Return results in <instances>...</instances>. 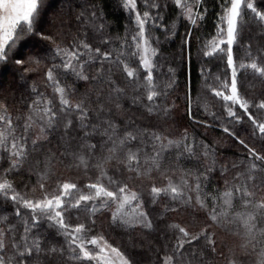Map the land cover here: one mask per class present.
<instances>
[{"label":"snow or ice","instance_id":"snow-or-ice-1","mask_svg":"<svg viewBox=\"0 0 264 264\" xmlns=\"http://www.w3.org/2000/svg\"><path fill=\"white\" fill-rule=\"evenodd\" d=\"M73 3L56 0L52 10L53 0H0V66L11 63L21 81L31 74H42L45 89H51L48 95L33 82L30 96L34 94V98L27 104V112L15 117L0 101V207L10 203L14 217L20 221L13 224L7 214H0V264H44L42 257L49 261L58 257L55 264H137L103 231H97V214L110 212L113 228L154 230L145 207L165 197L177 204L166 206V211L176 212L179 207L203 211L204 226L192 232L179 223H166V242L156 250L157 264H221L218 258L226 264H264V118L258 119L251 111L255 107L264 112V99L256 102L246 98L237 79L240 70L248 69L264 78V46L253 52L251 43H240L244 18L249 13L251 21L264 29V2L258 7L255 0H218L216 35L203 48L206 57L226 55L231 70L230 80L218 75L210 84L205 78V89L223 102L221 114H208L226 120L222 131L246 150L239 163L231 164L235 170L231 179L227 178L229 165L220 164L222 189L210 188L219 163L214 144L197 141L187 129L179 138L170 139L148 127H139L133 120L122 127L113 119L128 94L127 88L113 79L114 69L133 85V104H143L149 115L170 112L169 107L159 103L167 92L156 83L158 50L153 41L158 37H153L148 27L161 26L156 20L163 19L167 0L163 4L160 0H145L143 12L138 10L137 0H122V7L133 16L134 28L126 26L125 35L117 38L119 46L111 49L107 48L113 43L111 39L100 41L105 47L91 42L93 35L102 34L106 27L98 0H84L79 5L74 32L69 25ZM171 3L179 10L177 18L193 27H198L207 15L205 0ZM164 27L175 34L174 24ZM29 37L37 39L41 47L26 58L11 55L18 41ZM190 38L191 32L186 33L184 43ZM237 45L245 49L242 60L234 56ZM93 68L95 73L90 74ZM77 81L94 82L93 89L78 94ZM173 83L169 81L166 87ZM245 117L251 123V137L260 140L259 149L235 131V125L242 124ZM57 131L65 150L59 155L51 149L43 151L50 133ZM97 136L100 139L93 143ZM172 149L176 150L174 154ZM40 155L42 160L36 158ZM69 157V167L82 169L85 176L95 172V178L88 176L87 183L54 180L56 165ZM185 158L202 162V166L182 168L180 161ZM110 166L115 169L111 174ZM25 171L37 179L34 185L24 184L20 191L15 177ZM157 173L166 183L157 185ZM137 180L150 182L147 199L140 186L134 190L132 182ZM50 181L54 187L49 186ZM81 212L85 214L83 220ZM43 222L55 229V236L62 237V241L53 236L50 242L48 236L36 234ZM217 228L240 238L239 255L229 248V256L225 257L221 248L226 245L217 241Z\"/></svg>","mask_w":264,"mask_h":264},{"label":"trees","instance_id":"trees-1","mask_svg":"<svg viewBox=\"0 0 264 264\" xmlns=\"http://www.w3.org/2000/svg\"><path fill=\"white\" fill-rule=\"evenodd\" d=\"M84 0H74L73 11L69 13V25L74 32L76 30L77 21L75 20L76 12L79 11V5ZM100 3L103 15L105 17V30L102 34H94L91 42L94 45H100L102 39H111L112 44L107 48L119 46L118 37L125 35L126 26L129 29L134 28V19L132 14L127 9L122 7V0H98ZM161 4L165 0H160ZM258 7L264 0H255ZM167 7L163 8L161 15L163 19L157 18L156 23L160 27H152L149 24V31L153 37H158V41H153V46L157 48L158 55L155 58L157 68L154 72L156 83L159 88L167 92L166 97H161L159 103L162 106L170 108L168 115L162 112L153 113L149 115L143 104H133L132 88L133 85L127 82L124 75L117 69H114L113 79H116L122 86L127 88V96L121 100L122 109L115 112L113 119L123 125L129 120L136 122L141 128L148 127L154 131L167 135L170 139L179 138L185 129L188 130L190 137L195 136L197 141L214 144L217 152V171L212 174L211 187L223 188V178L220 176V164L229 165L227 178L231 179L235 170L231 169L233 162L239 163L244 158L246 150L238 141L229 137L222 131V124H226V120H217L208 113L216 112L217 115L223 112V102L219 98H215L210 91L205 89V78L207 77L208 83H213L216 76H221L222 79H229L231 70L226 65V55L221 58V55L204 56V45L216 35V25L218 23L217 13L220 11L218 0H205V5L208 9L207 15L203 21L199 22L198 27H193L183 18H177L178 9L174 7L171 0H167ZM56 0H53V9L56 8ZM138 10L143 12L145 9V0H137ZM264 10V8H261ZM155 12L156 10H152ZM51 15V11L49 13ZM251 13L244 18L246 21L242 33L241 45L248 43L252 44L253 52L260 46H264V29H261L257 24L251 21ZM175 25V34L165 31V25L172 27ZM191 32L190 42L185 44L184 39L186 33ZM101 47H105L100 45ZM37 39L27 38L21 39L17 43L16 49L13 50L11 55L15 57H25L28 53L36 51L40 48ZM234 56L238 60L245 57L244 47L237 45L234 46ZM170 69L172 71H170ZM203 70V74H202ZM95 73V68L91 69L90 74ZM238 87L242 95L249 100L259 102L264 99V78H260L253 74L250 69L240 70L238 72ZM174 80L171 87H166L169 81ZM35 82L41 91L51 95V89H45L42 74H31L26 81L19 79V73L14 71L13 65L10 63L7 66H0V101L6 103L8 111L15 117L18 114L27 112V104L34 98V94L30 96L31 84ZM71 83V80L69 81ZM94 82L77 81L76 88L78 94L90 92L93 89ZM189 96L191 97V114L189 113ZM95 99L94 92L92 93ZM199 97V100L197 99ZM174 105V106H173ZM207 106V113L205 108ZM251 111L258 119L264 118V112L258 111L255 107ZM226 117V113H224ZM233 127L232 124H227ZM235 131L239 137L245 139L250 146L256 148L261 147L259 138L251 137V123L244 118L242 124L235 125ZM75 135V133H73ZM100 137L93 138L92 142L95 143ZM72 147L75 148L76 144L73 143ZM60 152L65 150L64 142L61 140V133L59 131L50 133L49 141L44 143L43 151ZM175 149L171 153H175ZM99 155V150L96 153ZM36 158L43 159L40 155ZM35 158L33 159V163ZM70 157L64 158L63 163L57 164L55 168L54 180H74L78 183H87L88 176L95 178V172L90 171L88 176H85L83 170H77L69 167ZM6 166V165H5ZM167 166V164H165ZM202 166L197 164L195 160L187 158L180 161L182 168H197ZM41 167H43L41 165ZM113 167H109L110 174L114 172ZM37 177L33 174L29 177L27 171L24 174L16 176L15 181L20 186L18 190L23 191V185H34ZM154 179L157 185L166 183L159 174H154ZM135 186H140L147 199V192L149 189V181L143 182L137 180L132 182ZM50 187H54V182L50 181ZM36 195H39L37 193ZM2 200V197H0ZM166 206L177 207L175 202L169 198L159 200L156 204H148L145 210L150 213V218L154 222V230L146 229H129L113 228L110 227L111 213L104 211L98 213L97 231H103L110 242L115 246H120L137 264H157V249L160 248L166 241L163 239L165 233L166 223H179L181 226L189 228L192 232H197L203 227V211H196L193 207H179L176 212L166 211ZM0 214H7L11 218V223L20 224V221L14 217V208L9 203L4 207H0ZM76 213L74 212V217ZM84 213L81 212L80 216L83 220ZM73 217V218H74ZM163 217V219H161ZM218 242H222L226 247L221 248L225 257L229 256L228 249L233 248L239 255L240 238L232 235L223 229H214ZM36 234H43L49 237V241L55 236V229L49 228L47 222H43ZM55 240L62 241V237L55 236ZM162 255V253H161ZM44 264H55L54 258L49 261L47 258L42 257ZM221 264H226V260L218 258Z\"/></svg>","mask_w":264,"mask_h":264}]
</instances>
